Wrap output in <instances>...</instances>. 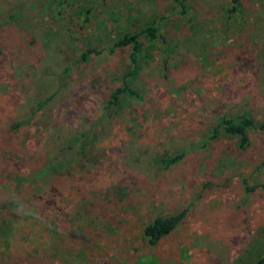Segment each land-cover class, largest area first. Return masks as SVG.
<instances>
[{"label":"rangeland","instance_id":"rangeland-1","mask_svg":"<svg viewBox=\"0 0 264 264\" xmlns=\"http://www.w3.org/2000/svg\"><path fill=\"white\" fill-rule=\"evenodd\" d=\"M232 5L0 0V264L258 259L264 0ZM148 25L152 41L139 35ZM128 36L139 47L134 73L132 44L119 43ZM122 83L140 99L125 96L124 115L106 118L102 108ZM240 114L263 122L244 146L210 138L220 118ZM67 141L57 157L54 146ZM58 161L60 173L44 167ZM180 213L149 247L143 226Z\"/></svg>","mask_w":264,"mask_h":264},{"label":"trees","instance_id":"trees-1","mask_svg":"<svg viewBox=\"0 0 264 264\" xmlns=\"http://www.w3.org/2000/svg\"><path fill=\"white\" fill-rule=\"evenodd\" d=\"M231 3L233 4L231 6L230 11H235L237 9V0H231ZM156 28L152 25H148L146 28L141 30L139 32V35L149 39L150 41L155 39V33ZM134 38L124 37L119 43L120 45H129L132 44V47L130 49L129 59L130 64L132 66V72L134 73L137 69V53L139 51V47L136 42H133ZM85 54L82 55L83 61H86ZM125 96H129L132 99H140L138 97L137 92L132 90L127 84L122 83L119 85L115 90L111 93L110 99L106 102L104 107L102 108V112L106 114V118L110 117L113 113L115 114H123L125 113V108H122V99ZM45 103V102H44ZM44 103H40L39 106L44 105ZM107 109H109L107 111ZM113 109H117L116 111H110ZM20 127L19 125H16L14 129H18ZM263 128V122L255 121L252 117L246 115V114H240L236 116H232L229 118L222 117L218 120V123L214 125L209 132L210 138L215 139L218 137L219 134H225L231 137H236L238 139L239 146H244L247 141V133L254 129H262ZM56 149L55 154L58 156L65 154L67 151L70 150L71 145L69 144V141H67L64 144H57L54 146ZM56 157V158H57ZM65 163H62L61 161L54 162V163H47L44 165V167H47L49 170H51L53 173L61 172L62 169L65 168ZM168 164V162H166ZM41 169V168H40ZM37 170V176L41 173L42 177L45 175L44 172H41ZM23 180L32 181V178L25 177L22 178ZM183 214H175L167 217H157L154 218L151 222L147 223L142 228V236L144 237L147 245L149 247L155 246L160 239H162L164 236L168 235L179 223L181 220ZM45 260L41 259L36 261H29V260H23L22 262H19V264H44ZM253 264H264V251L261 253V255L258 257V259Z\"/></svg>","mask_w":264,"mask_h":264}]
</instances>
